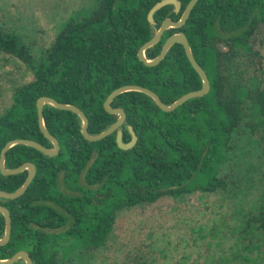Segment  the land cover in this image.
Segmentation results:
<instances>
[{"label": "trees", "instance_id": "trees-1", "mask_svg": "<svg viewBox=\"0 0 264 264\" xmlns=\"http://www.w3.org/2000/svg\"><path fill=\"white\" fill-rule=\"evenodd\" d=\"M160 1L95 0L88 15L64 24L38 63L19 37L0 30V53L22 63L32 75L29 82L14 88L11 105L0 115V156L15 139L52 147L39 128L36 103L41 97L78 107L89 120V134L98 135L117 121L104 103L122 86L148 88L167 105L199 90L202 81L182 45H174L155 67L138 59L139 49L156 33L147 17ZM179 1L178 15L173 6H166L155 13V21L179 20L191 0ZM179 31L186 34L206 71L210 92L169 113L143 93L117 96L112 106L124 109L127 117L123 141L131 140L126 126L138 136L135 147L127 151L119 149L116 132L89 142L81 133L78 115L46 105L45 125L58 139L60 154L50 158L24 145L7 152L8 169L30 162L37 172L21 197H0L12 219L11 239L0 247L1 260L26 251L33 264H72L61 259V245L73 241L90 245L91 251L103 245L107 249L122 211L163 198L183 201L194 192L238 195L241 183L232 178L240 172V163L248 166L252 159L251 165H260L264 159V61L259 38L264 33V0H199ZM175 32L165 33L147 50V58L157 57ZM227 166H232L229 172ZM249 172L244 169L240 174ZM201 177V184H192ZM26 178V171L13 176L0 172V191L16 192ZM261 192L257 211L241 222L236 233L251 264H256L249 256L254 250L264 255V188ZM4 229L0 213V237ZM144 260L137 252L133 262L149 264Z\"/></svg>", "mask_w": 264, "mask_h": 264}, {"label": "rangeland", "instance_id": "rangeland-1", "mask_svg": "<svg viewBox=\"0 0 264 264\" xmlns=\"http://www.w3.org/2000/svg\"><path fill=\"white\" fill-rule=\"evenodd\" d=\"M94 4L95 0H0V30L19 37L38 63L64 24L88 15ZM259 38L264 61V33ZM31 79L22 63L0 53V115L11 105L14 88ZM251 161L255 162L246 160L248 166L241 162L239 167L249 170L248 175L240 170L232 178L241 183L238 195L194 192L183 201L163 198L122 211L107 249L103 245L91 251L90 245L70 241L59 248L61 259L72 264H134L139 252L149 264H251L236 236L241 222L257 211L264 188L260 182L264 159L260 165ZM231 168L227 166V172ZM202 181L201 177L192 184ZM258 254L254 250L249 256L256 264H264V255Z\"/></svg>", "mask_w": 264, "mask_h": 264}, {"label": "water", "instance_id": "water-1", "mask_svg": "<svg viewBox=\"0 0 264 264\" xmlns=\"http://www.w3.org/2000/svg\"><path fill=\"white\" fill-rule=\"evenodd\" d=\"M199 0H191L185 10L183 11L181 17L179 20L175 21L174 19L168 17L162 21L161 24H158L155 19L154 15L156 12L161 10L162 8L166 6H173L174 7V13L178 15L181 10H182V4L179 0H162L158 3H156L152 9L148 13V22L156 28V33L152 37L151 40L146 42L138 51V59L147 67H155L159 65L166 57L167 53L169 50L176 44H180L184 47L185 54L196 71V73L199 75L201 81H202V86L199 90L197 91H192L189 92L179 99H177L174 103L171 105L165 104L161 98L152 90L138 86V85H126L122 86L116 90H114L106 99L104 103V108L106 112H108L111 115L117 116V121L106 131L98 134V135H90L88 132V127H89V120L87 116L84 114V112L79 109L78 107L70 104H64L56 101L53 98L50 97H41L38 99L36 106H37V112H38V123H39V128L42 132V134L51 142L52 147H46L41 143H38L36 141L32 140H27V139H15L12 141H9L5 147L3 148L0 156V172L4 176H13V175H18L23 172H27V178L22 185V187L16 191V192H6V191H0V197L5 198V199H17L21 197L29 188L30 184L32 183L33 179L36 176V166L33 163L27 162L22 164L21 166L13 169H8L6 167V154L7 152L14 146L17 145H24L33 149H36L37 151L41 152L47 157L53 158L56 157L60 154V143L58 139L53 136L48 129L46 128L45 125V119H44V107L46 105H51L52 107L63 110V111H69L72 112L76 115L79 116V118L82 121V128H81V133L83 137L89 141V142H97L101 141L108 136L112 135L113 133L116 134V143L119 147V149L127 151L130 149H133L135 145L138 142V136L133 130L132 126H126L127 131L131 135V140L128 143H125L123 141L124 137V131H123V126H125L126 123V112L122 108H114L112 106V103L114 99L127 92H139L143 93L147 96H149L155 103L156 105L164 112H173L180 106L184 105L187 101L191 99H195L198 97H202L207 95L210 90H211V85H210V80L208 78V75L206 71L202 68V66L197 62L195 59L193 52L191 50L188 38L186 34L182 31H179L183 29V27L186 25L188 19L190 18V15L196 6L197 2ZM171 30H178V32L172 33L165 41L164 45L162 46L160 54L155 57L154 59H149L146 56L147 50L150 48L154 47L157 45L164 37L165 33L170 32ZM220 49H223V47H220ZM207 152L205 151L202 155V160H204ZM202 167V163L199 164V169ZM198 172L195 173V175L192 176L191 179H189L186 184L190 183L191 180L197 175ZM184 184V185H186ZM176 187H171L169 189L174 190ZM166 189H162L161 191H165ZM0 213L5 219V233L4 237L0 238V246L6 245L10 241L11 237V232H12V219L10 212L8 208L5 206L0 205ZM18 261H24L25 264H33V261L26 251H18L15 253L12 257L8 259H0V264H15Z\"/></svg>", "mask_w": 264, "mask_h": 264}, {"label": "flooded vegetation", "instance_id": "flooded-vegetation-1", "mask_svg": "<svg viewBox=\"0 0 264 264\" xmlns=\"http://www.w3.org/2000/svg\"><path fill=\"white\" fill-rule=\"evenodd\" d=\"M223 45V44H222ZM222 45H219L218 43H216V46L218 47V48H220V47H222ZM225 51L226 50V47L225 46H223V49H222V51ZM187 57V56H186ZM194 57H195V55H194ZM195 59H196V57H195ZM4 233H5V229H4ZM4 233H3V235L0 237V238H3L4 237ZM10 239H11V237H10ZM9 243V242H8ZM7 243V244H8ZM6 244V245H7ZM5 246V245H4ZM4 246H0V247H4ZM24 262V261H23ZM25 263V262H24Z\"/></svg>", "mask_w": 264, "mask_h": 264}]
</instances>
